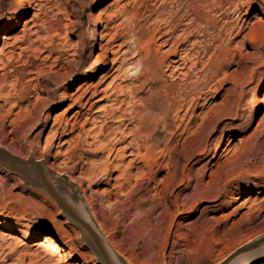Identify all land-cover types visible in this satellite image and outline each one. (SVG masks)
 Segmentation results:
<instances>
[{
    "label": "rangeland",
    "instance_id": "1",
    "mask_svg": "<svg viewBox=\"0 0 264 264\" xmlns=\"http://www.w3.org/2000/svg\"><path fill=\"white\" fill-rule=\"evenodd\" d=\"M18 1L0 0V146L23 159L31 154L48 170L73 179L98 231L120 261L220 264L238 248L264 235V0ZM190 10L196 22V69L185 80H166L171 89L168 96L175 95L176 101L185 105L179 113L167 114L165 129L163 114L153 113L155 125L149 133L156 137L148 144L177 156L174 160L180 161L179 174L188 163L190 173L184 174L193 178L192 185L201 180V197L191 211L188 205L193 201L189 199L182 219L173 212L167 216L166 224L173 220L170 229V223L158 228L155 220H140L129 208L136 201L130 198L138 188L134 181L116 192L114 180L103 179L99 170L94 171L101 153L92 135L100 127L117 129L119 119L115 117L138 107L148 94V81L134 80L140 61L134 33L144 34L142 46L164 54L170 44H164L158 35L152 40L148 36L161 21L174 15L182 17ZM88 67L92 70L81 80ZM131 83L133 89L126 90ZM181 97L186 100L182 102ZM191 98L195 103L190 107ZM115 99L122 101L121 109L109 118L107 112L119 106ZM135 124L132 121L121 129L129 132ZM220 139L222 147L212 158ZM130 141L127 138L117 147L128 149ZM115 162L110 158L113 176L117 174L113 172ZM164 175L165 170L160 171L149 187H155ZM217 182L221 184L217 186ZM206 186L205 192L202 187ZM191 191L185 190L183 195ZM238 194L242 200L230 204ZM253 200L259 205L254 204L255 212L248 213ZM55 205L43 190L0 169V234L7 240V246L0 250V264H30L21 254L34 233L39 234L31 243L34 252L40 247V237L49 235L71 253L69 264H103ZM257 206L261 207L258 213L262 210L259 214ZM2 221L12 230L3 231ZM177 222L181 224L176 227ZM191 231H196V236ZM214 238L217 240L212 241ZM262 263L264 255L252 264Z\"/></svg>",
    "mask_w": 264,
    "mask_h": 264
},
{
    "label": "bare ground",
    "instance_id": "2",
    "mask_svg": "<svg viewBox=\"0 0 264 264\" xmlns=\"http://www.w3.org/2000/svg\"><path fill=\"white\" fill-rule=\"evenodd\" d=\"M18 2L21 3V2H23V0H20ZM246 4L247 3H244V5H246ZM228 8L229 7H227V9ZM22 14H23V12H21L20 15H22ZM245 14H246V12H244L242 14V16H244ZM180 16H182V15H180ZM158 20L156 19L155 22H157ZM243 21L244 20L242 19L241 22L243 23ZM161 22L160 23L163 26L158 24L155 27V29L152 27L153 30L151 31V33L148 37H149V40H152L154 38V36H156V35H158L159 38H164V40L162 42L164 44H170V47L166 53L161 54V53H159V51L157 49H155L154 52H152L151 49L147 45L142 46L141 41L144 37V34L142 32L136 33V34L134 33V36H133V44L136 47V52H138L136 54V56L137 55L140 56V61L138 63V66L136 67L138 69H136L137 71L134 74V80L137 82H140L141 80L148 81L147 82V83H149L148 94L146 95V97H144L143 99L140 100V105L138 107L131 108L130 110H124L117 117H115V116L118 113V111L121 109V102L122 101H118L115 99L116 103L119 102V106H117L115 108H111L107 112L106 115L109 118L115 117V118L119 119L118 120L119 127L117 129H110V130H108L104 127H100L99 130L97 131V133L92 135V141L98 143V150L101 153L99 165H97L94 168V171L99 170V174L103 177V179L114 180L113 189L116 192L120 191L125 185H128L131 181H134L135 185L138 188L136 189L135 192H133L131 194L130 198L133 200H136V201L134 202L135 206H130L129 208H132L134 210V212H135L134 214H138V216L140 217L139 218L140 220H144L146 222L155 220L158 228L165 223L167 216H169L172 212H173V214H175V216H177V218L182 219L181 215H183L185 213V210H186L185 208L188 206H190V208H191V206L196 207L197 205H199V203H198L199 199L198 198L201 197V196L199 197V195H200L199 194V189H200L199 185H200L201 180L199 181V183H196V184L194 183V185H192L193 178L190 176V174H188L190 172H189V169H187L189 164L187 163L186 165H184L185 164L184 163L182 166L181 172L179 174L176 169L179 167L178 165H179L180 161H178L179 159L174 160V158L177 156H175V157L171 156L172 153H170V152L164 154L162 151H156L154 144L153 145L148 144L150 141L154 140L156 137L155 133H149V130L155 125V123H154L155 119H154L153 113L160 112L161 114H163V119L165 122H164V124H162V127L165 129L167 114L171 111H174L177 114L181 111L182 108H184V105H185V103L179 104L176 101L175 95L174 96L172 95L171 97L168 96L169 91L171 89L169 86L166 85V80H168V79L171 81H175L177 79H179V80L184 79L185 80L189 75H191L190 73H192L196 69V66L198 63V57H197L198 53L195 51V48L198 47L197 46L198 42L196 41V39L193 38V35H194L193 34V31H194L193 28H194V24L196 23L195 22V13L192 10H190L188 12L186 11L182 17L176 18L174 15L172 17L170 16L168 18V20L161 21ZM153 24H155V23H153ZM131 31H133V30H131ZM204 51H205V48H204L203 52ZM183 69L187 70L186 74L181 73ZM91 70H92V67H88L86 69V73L82 75L81 80H85L87 78V75H89ZM167 72H169V73L167 74ZM180 77H182V78L180 79ZM133 85H134V83L133 84L131 83L130 87H126V90L131 91L133 89ZM123 89L124 88H122V90ZM180 100H182V102H184L186 100V98L181 97ZM194 103H195V101L193 98L189 99L188 104L190 105V107L193 106ZM256 104L257 103L253 104V106L251 107L249 117H251L253 111L255 110ZM150 113L152 114V116H150L151 115ZM77 114H78V112H77ZM106 115H104V116H106ZM132 121L136 122V124L134 125L132 130H129V132H125L124 129H121V127H124L126 125L125 123L129 124ZM127 125H126L125 129L127 128ZM117 135H120V137L117 138ZM174 135H175V132L171 133V137H174ZM127 138H131V141L127 145L128 149L127 148L125 149V147H117V145L125 142L127 140ZM222 141L223 140L220 139L219 142L216 143L214 150L212 152V155H211L212 158H215L217 153L220 151V149L222 147L221 145L223 143ZM141 149L144 150V153H142V154L140 153ZM127 150H130V152L128 154H127ZM174 150H176V149H174ZM174 150H172V151H173V154L175 155ZM127 157L130 159H129L128 163L125 164V166H123L122 164H123L125 158H127ZM110 158L116 159V162L113 165V172H115L117 174L114 176L111 175V173H110L111 172L110 171L111 165L109 164ZM184 161L185 160H183V162ZM47 166L49 168L51 167L49 165H47ZM250 166H252L251 163H250ZM145 168H147V170H148L147 172H145L146 170L144 171ZM163 170H165V175L162 178L158 179V181H156L155 187L150 188L149 184L151 182H153V180L155 179V176L160 171H163ZM27 171H31V170L28 169ZM186 171L188 173L184 174V172H186ZM55 175H56V179H58L57 177H64L62 175H57V174H55ZM226 176H227V174H226ZM219 177H220V175H219ZM219 180H220V178H219ZM73 181H74L73 179L69 180L70 183H72ZM217 181H218V179H217ZM193 182H195V181H193ZM218 183L219 182H217V186L221 184V183L220 184H218ZM145 185H146V187H145ZM159 187H160V189H159ZM208 187H209V189L212 188L210 186H208ZM191 188H192V191L190 194L185 193L186 195H183L185 190H189ZM202 188L204 189V191H205V188L208 189L207 186L202 187ZM203 189L201 190L200 193H202ZM226 189H223V190H226ZM129 191H126V193ZM150 193H152V194H150ZM207 193L204 195L208 196ZM202 196H203V194H202ZM204 197H202V199ZM207 198H209V197H207ZM235 198L236 199H232L234 201H231L230 204H236L237 202L241 201L243 197H242V194H238L237 197H235ZM189 199L192 200L193 203H192V205L189 204L187 206ZM86 201H87V199H86ZM54 203L57 205V203L55 201H54ZM87 203H88L89 208L92 207L91 202L87 201ZM257 203H259V202H257ZM257 203H255L254 200L252 201L248 213L251 212L252 210L253 211L255 210L254 208H255V205ZM56 205H55V207H56ZM257 205H259V204H257ZM260 206H257L256 212ZM57 207L60 209V207L58 205H57ZM77 208H78L77 213H78L79 217H81L86 223L91 224L92 217L90 214L87 213V207L85 208L84 204H79ZM260 209H261V207H260ZM188 210L191 211L192 208L188 209ZM259 213L257 212V214H259ZM202 215H203V213H202ZM202 215H201V217H202ZM246 217L247 216H245L244 218L246 219ZM174 218H176V217H174ZM204 219H206V218H204ZM251 219H249L247 221H250ZM170 221H171V219H170ZM171 222H168L170 224L167 223L169 225V229H170V225L171 226L173 225V220ZM192 222L197 223L194 221H192ZM192 222L190 225L193 224ZM200 222H202V221H200ZM200 222H199V224H200ZM205 222L206 221H204L203 224L206 225ZM1 224H2L1 229L3 231L12 230V227L9 224H7L6 221H2ZM180 224L177 222V224H175V226L177 227ZM196 227L197 226L194 225V229ZM75 228L81 234V230L77 227H75ZM207 228H209V226ZM194 229H192V230L194 231ZM210 230H208V231H210ZM193 231H191V235L196 232V231L195 232H193ZM212 231H214V230H212ZM167 232H168V230H167ZM206 234H207V230H206ZM168 235H169V233H168ZM194 235L196 236V233ZM74 236H75V234H74ZM203 236H205V235H203ZM37 237H39L38 233H34L31 235L30 245H26L24 253L21 254V257L27 258L28 261L30 262V264H69L68 261L73 259V256L71 255V253L67 249H65L64 247L60 246L59 242L49 235H44V236L40 237V242H39L40 247L36 250V252H34L32 250L33 244H31V243ZM77 238H78V233H76V239ZM192 238H193V236H192ZM215 238L212 239V241L217 240ZM206 239H208V237ZM178 240L181 241V239H178ZM191 240L193 241V239H191ZM6 242H7V240H6L5 236L3 234H0V250H3L2 249V248H4L3 246H5V245L7 246ZM214 242L219 243V241L218 242L214 241ZM224 242H225V240H224ZM223 243L221 242V244H223ZM175 244H176V242H174V244H173V241H172V245L174 246ZM208 244H209V242H207L206 245L208 246ZM202 245H203V243H202ZM188 248L190 249L192 247L189 246ZM11 250L13 252H16V253L19 252L16 248H13ZM198 251L200 252V250H198ZM110 252H111L110 250H109V252L106 251L107 255L110 258V261L113 264H122L120 259L117 257V255L115 253L113 254L112 252L111 253ZM263 255H264V243L260 244L259 246H257L254 249H251L247 252H244L242 254L237 255L229 264H252L256 258L261 257ZM16 257L18 260L20 259L19 256H16ZM96 260H97V258H96ZM197 260L199 261V259H197ZM76 264H82V263L77 262ZM177 264H179V260H178ZM262 264H264V263H262Z\"/></svg>",
    "mask_w": 264,
    "mask_h": 264
},
{
    "label": "water",
    "instance_id": "3",
    "mask_svg": "<svg viewBox=\"0 0 264 264\" xmlns=\"http://www.w3.org/2000/svg\"><path fill=\"white\" fill-rule=\"evenodd\" d=\"M0 169L16 175L23 180L24 184H30L43 190L57 203L60 207L61 214L68 222L81 230V240L93 252L97 260H100L103 264H113L106 251L109 252L110 250L113 254L114 252L98 231L95 222L91 219V224H88L79 217L77 213L78 205L84 204L86 208V204L79 188L70 183L67 177H57L58 179H56V175L47 169L43 161H36L31 154L26 159L20 158L11 154L1 146ZM87 213L89 214L88 209ZM262 243H264V235L238 248L220 264H229L237 255L254 249ZM121 261L123 264H126L123 259Z\"/></svg>",
    "mask_w": 264,
    "mask_h": 264
}]
</instances>
